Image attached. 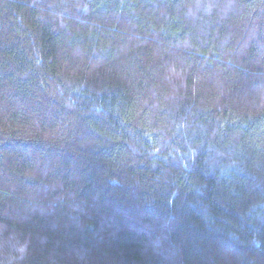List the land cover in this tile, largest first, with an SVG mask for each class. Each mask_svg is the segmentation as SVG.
Here are the masks:
<instances>
[{
	"label": "trees",
	"instance_id": "16d2710c",
	"mask_svg": "<svg viewBox=\"0 0 264 264\" xmlns=\"http://www.w3.org/2000/svg\"><path fill=\"white\" fill-rule=\"evenodd\" d=\"M0 264H264V0H0Z\"/></svg>",
	"mask_w": 264,
	"mask_h": 264
}]
</instances>
